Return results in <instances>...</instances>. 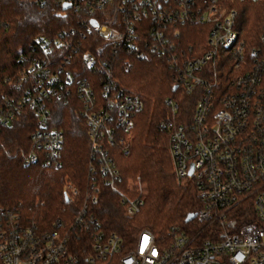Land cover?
Returning a JSON list of instances; mask_svg holds the SVG:
<instances>
[{
    "label": "built area",
    "instance_id": "1",
    "mask_svg": "<svg viewBox=\"0 0 264 264\" xmlns=\"http://www.w3.org/2000/svg\"><path fill=\"white\" fill-rule=\"evenodd\" d=\"M52 1L57 15L80 16L37 36L19 58L22 86L0 106V133L28 109L35 126L23 163L60 167L64 133L51 126L49 101L76 95L90 143L86 199L96 203L107 187L133 216L144 205L143 187H123L114 152L129 154L145 101L114 69L160 58L193 98L184 112L166 97L160 126L175 177L193 185L199 207L192 227L171 225L163 239L142 230L131 247L86 201L69 226L56 221L48 229L20 208L0 207V264H264V31L252 42L240 36L236 4L247 0ZM190 27L198 28L193 42ZM65 188L74 199L77 187Z\"/></svg>",
    "mask_w": 264,
    "mask_h": 264
},
{
    "label": "trees",
    "instance_id": "2",
    "mask_svg": "<svg viewBox=\"0 0 264 264\" xmlns=\"http://www.w3.org/2000/svg\"><path fill=\"white\" fill-rule=\"evenodd\" d=\"M236 8L237 30L244 40L252 42L264 31V0H247L237 3ZM56 10L52 0H0V106L5 99L18 95L23 69L19 58L30 54L34 39L77 23L76 17L80 16L74 11L60 16ZM186 30L190 33L187 42H193V32L198 28ZM86 38L89 41L93 35ZM114 72L124 87L146 99L144 110L134 117L129 154L114 152L123 187L129 179L140 178L144 197L140 211L126 215L118 195L107 187L101 188L96 203L86 199L92 181L90 143L81 116L82 105L74 94L65 100L49 101L51 126L64 133L60 167L23 163L20 151L30 149V134L35 126L28 109L1 130L0 207L20 208L26 218L48 229L56 221L69 226L86 201L105 227L122 237L125 247L133 246L142 230L163 239L171 225L192 227L185 217L199 207L196 191L189 181L175 177L168 134L160 121L166 116V97L178 100L184 112H190L193 98L179 91L175 74L160 58L132 59L127 70L117 62ZM68 183L78 192L74 199L66 200ZM82 240L83 237L77 239L75 246Z\"/></svg>",
    "mask_w": 264,
    "mask_h": 264
},
{
    "label": "water",
    "instance_id": "3",
    "mask_svg": "<svg viewBox=\"0 0 264 264\" xmlns=\"http://www.w3.org/2000/svg\"><path fill=\"white\" fill-rule=\"evenodd\" d=\"M68 6L67 5H65V7L64 8H67ZM92 25H96V21L95 20H92ZM192 172V170H190V173ZM65 198H66V200H68V198H67V196H65ZM195 212H191V213H189V214H187V216L185 217V222H189V221H191V220H193V218L195 217Z\"/></svg>",
    "mask_w": 264,
    "mask_h": 264
},
{
    "label": "rangeland",
    "instance_id": "4",
    "mask_svg": "<svg viewBox=\"0 0 264 264\" xmlns=\"http://www.w3.org/2000/svg\"><path fill=\"white\" fill-rule=\"evenodd\" d=\"M145 99V98H144ZM145 102H146V99H145ZM22 151H25L24 149H22ZM140 178L137 176L135 179L133 178H131V179H129L128 180V183H126V185H129V186H131V187H135V186H140L139 184H138V182L140 181L139 180ZM141 183V182H140ZM142 185V184H141ZM142 187H143V185H142Z\"/></svg>",
    "mask_w": 264,
    "mask_h": 264
}]
</instances>
